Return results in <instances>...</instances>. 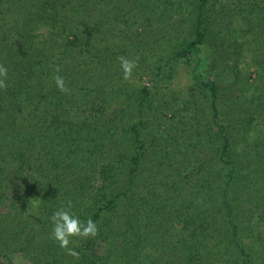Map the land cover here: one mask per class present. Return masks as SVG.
I'll return each instance as SVG.
<instances>
[{"label":"trees","instance_id":"trees-1","mask_svg":"<svg viewBox=\"0 0 264 264\" xmlns=\"http://www.w3.org/2000/svg\"><path fill=\"white\" fill-rule=\"evenodd\" d=\"M0 64V264H264V0H0Z\"/></svg>","mask_w":264,"mask_h":264},{"label":"clouds","instance_id":"clouds-1","mask_svg":"<svg viewBox=\"0 0 264 264\" xmlns=\"http://www.w3.org/2000/svg\"><path fill=\"white\" fill-rule=\"evenodd\" d=\"M117 60L123 73V79L125 81L130 80L133 70L137 67V61L135 59H129L125 56H119L117 57ZM59 71L60 69L57 68L56 72L59 73ZM7 76V67L0 64V90L7 89ZM53 80L57 89L61 93L67 94L69 92L62 76L57 74L53 77ZM71 208V201H68L66 207L62 205L50 217L53 225L50 233V239L54 240L62 250H65L68 256L78 260L80 258L79 253L69 247L72 238H94L98 233V227L91 218L87 219L85 222H81L79 217L70 211Z\"/></svg>","mask_w":264,"mask_h":264},{"label":"rangeland","instance_id":"rangeland-1","mask_svg":"<svg viewBox=\"0 0 264 264\" xmlns=\"http://www.w3.org/2000/svg\"><path fill=\"white\" fill-rule=\"evenodd\" d=\"M240 30H241V33H242L241 37L238 38V41H239L240 43H243L242 41H245V39H244L245 37L248 38L249 42H250V41L253 42V40H254V38H255V35H256L257 31H258V29L253 28V29L251 30V32L248 33V35H245L244 32L247 31V28L245 27V25H242V26L240 27ZM243 44H245V43H243ZM245 46H246V45H245ZM248 49H250V48H248ZM247 51H248V50H247ZM250 52H251V51L247 52L246 54L248 55V53H250ZM182 66H183V65H181V68H180V71H179V73H180V77L174 79V82H173V84H172V88H173L175 91H182V93H183L184 90H185V89L187 88V86H188V82H187V80H186L185 73H184V69L182 68ZM218 71H219V70H218ZM144 81H146V80H143L142 82H144ZM153 127H154V126H153ZM19 187H20V185H18V184H15V185L7 184V185H5V188H6V189H8V190H13L14 192L17 191V190L19 189ZM8 190H7V191H8ZM8 192L11 193V191H8ZM14 262H15V264H28L27 261H26L25 259L21 258V257H17V258H15V259H14Z\"/></svg>","mask_w":264,"mask_h":264}]
</instances>
